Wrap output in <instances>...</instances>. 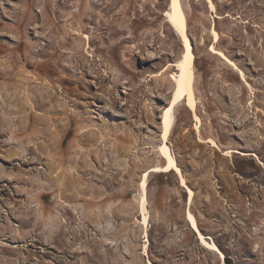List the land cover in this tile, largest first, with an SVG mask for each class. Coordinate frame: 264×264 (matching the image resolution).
<instances>
[{
    "label": "rangeland",
    "instance_id": "1",
    "mask_svg": "<svg viewBox=\"0 0 264 264\" xmlns=\"http://www.w3.org/2000/svg\"><path fill=\"white\" fill-rule=\"evenodd\" d=\"M212 2L181 0L198 105L168 146L186 187L144 189L166 164L161 71L184 53L170 0H0V264H264V0Z\"/></svg>",
    "mask_w": 264,
    "mask_h": 264
},
{
    "label": "bare ground",
    "instance_id": "2",
    "mask_svg": "<svg viewBox=\"0 0 264 264\" xmlns=\"http://www.w3.org/2000/svg\"><path fill=\"white\" fill-rule=\"evenodd\" d=\"M208 1L210 3L211 9L214 10L215 9L214 3L212 2V0H208ZM164 16L166 17L167 21L170 23L174 31L182 35L183 42H184V53L180 61H178L175 64L167 65L165 69L161 71V72H165L166 70L169 69V66H176L177 68V73H174L171 76L172 80L174 81V89L172 91L171 99H170L168 107L163 109L161 122H160L161 130H162L161 139L163 143L159 147L158 152L160 153L162 158L165 159L166 164L161 168L156 167L153 169H149V171H147L144 174V180H143L144 189L146 188L147 180H148L150 173H170V172H175L179 176L180 181L182 182V185L186 187V180L183 176V173L181 171L180 165L176 157L173 155L170 147L168 146V142L172 134V131L175 127L176 119H175L174 113H175L176 108H178L182 103H185L188 108H190L192 111L195 112L197 105H198L196 101L195 90H194L195 88L194 55L192 54L191 44L187 36L186 14L184 12V9L182 7L180 0H170L169 8L164 13ZM212 34L214 35L215 40L218 41L219 40L218 32L215 29H213ZM217 53L225 58V56L222 53L220 52H217ZM200 123L201 122H199V125ZM212 145L214 146V144ZM188 193H189V202L191 203L194 198V192L188 188ZM146 202H147V198H146V192H145L142 197V206H141L143 225H147L150 220V215L146 208ZM186 219L191 229L196 234L197 239L200 241L201 245L204 246V248L209 249L210 251L217 252L223 258V254L219 251L217 246L214 243L212 244L207 241V237L204 236V234L201 232L198 221L191 212H187ZM146 238H147V241L144 247L145 249L144 253L148 255V249H149L148 244L150 243L148 234H146Z\"/></svg>",
    "mask_w": 264,
    "mask_h": 264
},
{
    "label": "water",
    "instance_id": "3",
    "mask_svg": "<svg viewBox=\"0 0 264 264\" xmlns=\"http://www.w3.org/2000/svg\"><path fill=\"white\" fill-rule=\"evenodd\" d=\"M180 2H181V0H180ZM182 4V3H181Z\"/></svg>",
    "mask_w": 264,
    "mask_h": 264
}]
</instances>
